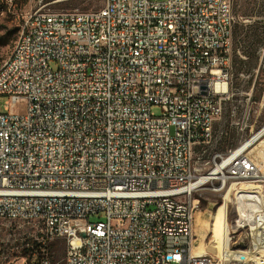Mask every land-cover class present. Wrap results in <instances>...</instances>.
Returning <instances> with one entry per match:
<instances>
[{
    "label": "built area",
    "instance_id": "2783aa9c",
    "mask_svg": "<svg viewBox=\"0 0 264 264\" xmlns=\"http://www.w3.org/2000/svg\"><path fill=\"white\" fill-rule=\"evenodd\" d=\"M236 21L233 0L23 15L0 65V222L37 234L19 233L9 256L55 264L45 250L63 240L65 264H264V163L250 153L264 133L224 147L239 122L218 123ZM217 180L237 211L228 249L258 259L196 253V194Z\"/></svg>",
    "mask_w": 264,
    "mask_h": 264
},
{
    "label": "rangeland",
    "instance_id": "374dc122",
    "mask_svg": "<svg viewBox=\"0 0 264 264\" xmlns=\"http://www.w3.org/2000/svg\"><path fill=\"white\" fill-rule=\"evenodd\" d=\"M104 4L105 0H13L12 4L8 0H0V65L7 60L20 35L19 24L23 15L40 7L63 12L94 10ZM234 13L236 22L251 26H241L237 36L233 35L231 40L234 95L227 102L218 123L228 124L233 119L239 122V125L229 129L230 139L224 147L239 145L264 127V0H237ZM5 100L6 97L0 95V112L3 111ZM235 108H238V111L245 108L249 110V116L245 122L247 126L244 129L241 128L240 113L233 116ZM152 111L157 115L162 112L158 105H153ZM259 160L264 163V156L261 155ZM224 196L225 192L211 189H204L196 194L199 201L194 225L196 249L210 242L213 235L211 228L214 212L217 205L222 203ZM229 210L231 213L230 204ZM95 219L92 218V220ZM19 233L33 239L37 229L28 225L17 227L15 223L0 222V264H26L21 258L22 254L15 258L9 256L14 244L21 248V242L17 240L20 237ZM207 249V253L219 259L213 248ZM45 252L49 254L53 263L65 264L66 246L63 240L49 244Z\"/></svg>",
    "mask_w": 264,
    "mask_h": 264
},
{
    "label": "bare ground",
    "instance_id": "6f19581e",
    "mask_svg": "<svg viewBox=\"0 0 264 264\" xmlns=\"http://www.w3.org/2000/svg\"><path fill=\"white\" fill-rule=\"evenodd\" d=\"M18 44H21V33L7 60H10L14 52L17 51ZM263 133H264V127L259 132H257L254 135V137L260 136ZM251 142H252L251 140H248L247 142H244V145L247 146ZM250 153L255 156L258 162L260 161L259 157L261 155L264 156V135L261 136L254 143V145L251 146ZM194 186H196V188H206V180L194 179ZM217 192H226V182H224V180H217ZM230 196H231L230 193H226L222 203H219L217 205V208L214 212V219L211 228L213 235L210 242L200 246L199 249H195V251L197 254H204L207 253L208 250L207 248L211 247L215 251L217 257H222L225 260H229V259L231 260L232 257H236V258L241 257L242 259L246 257L248 259L251 257L256 260L258 259V257L250 254L248 251H244V250L230 251L228 249V244H229L228 225L237 224V211L231 209V213H230V210L228 209V203L231 198ZM229 213L231 214L230 217H229ZM241 225H249V218H241Z\"/></svg>",
    "mask_w": 264,
    "mask_h": 264
},
{
    "label": "trees",
    "instance_id": "16d2710c",
    "mask_svg": "<svg viewBox=\"0 0 264 264\" xmlns=\"http://www.w3.org/2000/svg\"><path fill=\"white\" fill-rule=\"evenodd\" d=\"M236 5H237V0H233V10H234V12L236 10ZM241 26L247 27V26H251V25L242 24V23L236 22L235 25H234V29H233V35L234 36H237V34L239 32V29H241ZM243 63H245V62H243Z\"/></svg>",
    "mask_w": 264,
    "mask_h": 264
}]
</instances>
